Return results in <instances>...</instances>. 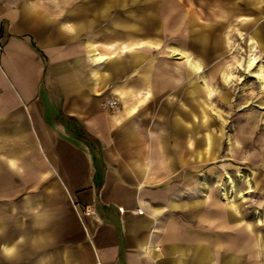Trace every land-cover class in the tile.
<instances>
[{"label": "crops", "instance_id": "1", "mask_svg": "<svg viewBox=\"0 0 264 264\" xmlns=\"http://www.w3.org/2000/svg\"><path fill=\"white\" fill-rule=\"evenodd\" d=\"M146 3L0 0V264H264L192 57L226 23L264 48V3L159 0L153 23ZM166 16L179 62L149 41Z\"/></svg>", "mask_w": 264, "mask_h": 264}, {"label": "rangeland", "instance_id": "2", "mask_svg": "<svg viewBox=\"0 0 264 264\" xmlns=\"http://www.w3.org/2000/svg\"><path fill=\"white\" fill-rule=\"evenodd\" d=\"M146 2L144 14L146 20L153 23L158 17L155 4L159 0ZM111 15L115 17L116 11ZM162 21L165 32L162 35L166 36L149 41L158 45L161 58L171 57L179 62V56L167 54L169 47L184 40L169 37L167 30L171 23L167 16ZM224 37V43L220 41L219 44L221 54L208 58L192 55L203 69L200 74H194V79L208 81L211 94L206 109L209 126L219 135L217 138L228 164L225 170L226 190L235 192L240 203L250 202L259 211L264 207V48L250 38L248 30L240 23H226ZM212 41L209 39V44ZM251 57L255 58V63L248 67V61L253 60Z\"/></svg>", "mask_w": 264, "mask_h": 264}, {"label": "built area", "instance_id": "3", "mask_svg": "<svg viewBox=\"0 0 264 264\" xmlns=\"http://www.w3.org/2000/svg\"><path fill=\"white\" fill-rule=\"evenodd\" d=\"M3 49H4V37H3V34L0 32V56L3 52ZM103 107H105L106 109H109V110H114L118 107L119 105V98L114 96V95H111L109 97H107L103 103H102ZM135 212H138V210H136ZM91 212L90 210L86 207L84 209V214L85 215H89ZM92 264H101L98 260L95 261L94 263Z\"/></svg>", "mask_w": 264, "mask_h": 264}, {"label": "bare ground", "instance_id": "4", "mask_svg": "<svg viewBox=\"0 0 264 264\" xmlns=\"http://www.w3.org/2000/svg\"><path fill=\"white\" fill-rule=\"evenodd\" d=\"M249 63L252 64L253 63V60H250Z\"/></svg>", "mask_w": 264, "mask_h": 264}]
</instances>
